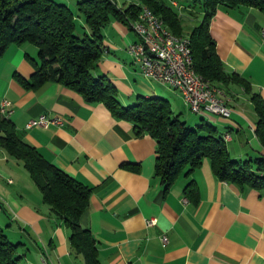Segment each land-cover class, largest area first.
<instances>
[{
	"label": "crops",
	"instance_id": "1",
	"mask_svg": "<svg viewBox=\"0 0 264 264\" xmlns=\"http://www.w3.org/2000/svg\"><path fill=\"white\" fill-rule=\"evenodd\" d=\"M61 1L74 11L78 33L89 32L73 6L75 0ZM173 1L179 4L182 19L185 12L192 14V9ZM130 3L139 0L117 2L122 8ZM192 18L194 24L187 31L184 27L185 33L200 22L198 16ZM102 31L104 50L92 73L107 76L116 85L123 105L136 103L139 96L161 97L169 100L174 113L190 111L178 90L142 76L127 51L138 40L132 28L112 20ZM210 32L226 70L250 82L264 99V14L252 7L221 6ZM38 60L35 45L8 48L0 59V104L3 99L12 102L9 118L26 143L91 188L81 222L97 241L101 264H264V190H242L221 181L204 161L166 191L155 175L157 143L152 136H138L132 122L117 118L104 103L87 102L61 83L26 88L16 80L15 74L30 80ZM231 86L230 118L200 116L218 126L232 158L253 160L264 153L255 133L258 115L250 96ZM42 115L61 123L28 127L31 119ZM190 180L198 185V203L184 193ZM0 207V226L19 244L25 264H81V258L70 253L69 229L44 202L23 161L2 147ZM153 218L156 224L149 226L147 221Z\"/></svg>",
	"mask_w": 264,
	"mask_h": 264
},
{
	"label": "trees",
	"instance_id": "2",
	"mask_svg": "<svg viewBox=\"0 0 264 264\" xmlns=\"http://www.w3.org/2000/svg\"><path fill=\"white\" fill-rule=\"evenodd\" d=\"M193 10L199 3L202 18L190 33H185L181 10L166 0H139L125 7L116 0H77L78 12L85 18L89 32L77 31L74 11L56 0H0V59L11 45L32 44L38 48L37 68L30 80L15 74L26 88H37L56 81L78 93L89 103H104L117 118L130 121L138 136L149 134L156 140L155 175L166 191L181 176L190 177L205 159L221 181L242 190H264V153L253 160L231 157L226 138L218 126L202 117L198 126L189 124L174 113L169 100L139 96L136 103H121L116 85L92 70L101 59L104 48L103 28L117 20L130 28L138 19L142 6L160 17L176 36L187 34L193 68L212 87L221 89L230 99L231 85L241 87L254 104L258 115L255 133L264 148V99L250 82L238 73H229L220 58L210 25L218 8L252 7L264 14V0H190ZM192 14L195 12L192 11ZM90 33V34H89ZM0 147L24 163L38 186L45 203L70 231V253L81 258V264H101L97 241L81 218L90 205L92 190L46 160L40 152L18 134L15 123L0 112ZM184 193L194 202L200 201L198 185L190 180ZM1 209V207H0ZM0 226V264H25Z\"/></svg>",
	"mask_w": 264,
	"mask_h": 264
},
{
	"label": "built area",
	"instance_id": "3",
	"mask_svg": "<svg viewBox=\"0 0 264 264\" xmlns=\"http://www.w3.org/2000/svg\"><path fill=\"white\" fill-rule=\"evenodd\" d=\"M172 4L180 9L179 4L172 0ZM139 16H145L140 11ZM149 20L146 17V25H138L137 19L131 23L132 29L138 36V40L128 45L127 51L133 57L134 64L139 68L143 77L160 82L178 90L189 109L198 114H213L225 118H230L232 110L225 99V93L211 92L205 89L200 81H196L190 76V65H182V57L185 56V40H175L173 46H154V39H149ZM164 27L158 26V35L163 36ZM190 64H192L190 59ZM0 112L10 117L12 112V102L3 99L0 104ZM61 120L50 119L44 115L33 118L28 124L29 128L35 126H45L49 124H59ZM149 226L156 224V219L147 221ZM164 243L168 242L166 235L162 236Z\"/></svg>",
	"mask_w": 264,
	"mask_h": 264
},
{
	"label": "bare ground",
	"instance_id": "4",
	"mask_svg": "<svg viewBox=\"0 0 264 264\" xmlns=\"http://www.w3.org/2000/svg\"><path fill=\"white\" fill-rule=\"evenodd\" d=\"M142 11L144 12L145 16H138L137 23L138 25H146V17L149 20L148 24V35L149 39H154V46H173L175 40H185L186 37V48H185V56L182 57V65H190V76L192 79L196 81H200L201 85H204L205 89H208L211 92H219L221 89H217L212 87L210 83L205 80L202 76L196 73L193 68V60L190 54V38L187 35L176 36L171 29L165 24V22L154 14L152 9L147 6H142ZM158 26L164 27V34L163 36L158 35ZM133 58V57H132ZM190 59L192 64H190ZM226 102H229V98L225 94ZM230 110H232L230 108ZM4 114V113H3Z\"/></svg>",
	"mask_w": 264,
	"mask_h": 264
},
{
	"label": "rangeland",
	"instance_id": "5",
	"mask_svg": "<svg viewBox=\"0 0 264 264\" xmlns=\"http://www.w3.org/2000/svg\"><path fill=\"white\" fill-rule=\"evenodd\" d=\"M119 4H122L123 5V3H125V2H127V0H116ZM178 1H180L181 3H183V4H185V5H192V3H193V1H190V0H178ZM56 2H58V3H63L61 0H56ZM76 2H77V0H75V2H74V8H76L77 9V7L75 6V4H76ZM168 2L171 4V0H168ZM193 6H195V8H193V11H195V16H198V18L201 20V18H202V13H201V11H200V8H199V3L197 4V5H193ZM82 16V15H81ZM189 17V18H191V20H189L187 17ZM83 17V16H82ZM183 19H184V27H185V30L187 31V30H189L190 28H191V26L194 24L192 21L194 20L193 18H192V14H190V13H188V12H185V15H183ZM83 34H85L84 32L83 33H81V35H83ZM90 34V33H89ZM84 36V35H83ZM145 78V77H144ZM147 79V78H146ZM149 81H151V82H153V83H160V82H157V81H153V80H150V79H148ZM190 110V109H189ZM191 111V110H190ZM188 111L187 109H182V113L181 112H178V113H175V114H177V115H179V117L182 119V120H186V118H188V117H196V120L197 121H193V124H192V122L190 121V124H192L193 125V127L195 126H198V125H200V123L202 122V116H200L201 114H198V113H195V112H193V111ZM203 115V114H202ZM206 115V114H205ZM208 116H209V114H207ZM205 119H206V117H204ZM206 120H208L209 122H211L210 120H209V117L206 119ZM189 121V120H188ZM187 121V122H188ZM199 122V123H198ZM205 161H208L207 159H205Z\"/></svg>",
	"mask_w": 264,
	"mask_h": 264
}]
</instances>
